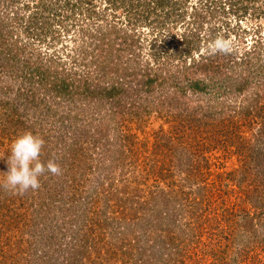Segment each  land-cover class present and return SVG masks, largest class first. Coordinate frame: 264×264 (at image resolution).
Wrapping results in <instances>:
<instances>
[{
    "label": "rangeland",
    "instance_id": "rangeland-1",
    "mask_svg": "<svg viewBox=\"0 0 264 264\" xmlns=\"http://www.w3.org/2000/svg\"><path fill=\"white\" fill-rule=\"evenodd\" d=\"M163 7H157L155 0H123L122 3L121 0H0V31L2 30L0 33L7 40L5 43L12 46L9 45L10 47L4 52L13 57L10 62L6 61L8 59L6 58L3 65V71L13 70V74L5 79L8 81L6 86H9L11 90L5 89L8 92L7 96L0 93V99H3V104L0 106V179L8 171L7 157L10 155L11 143L18 136L29 132L25 128H28L32 122L35 124L34 131L40 127L47 130L59 127L58 124L51 125L54 119L36 114L30 109L28 113L24 110L23 105L26 102L19 96L20 88L33 82L32 79L27 80L28 82L23 81L26 76L27 78L30 76L28 70L33 67L44 66L52 75V72L61 70L58 67L59 62L64 61L67 74H70L68 81L72 82L74 79L70 72L72 71L82 79H87V84L96 83L95 78L104 75L105 62L108 68L113 66L115 69V65L118 64L121 72L129 68L133 73H140L141 67L132 62L131 55L125 52L126 42L130 45L136 41L133 49L140 60L136 63L146 60L152 62L154 61L152 58L154 34L161 36L162 40L164 38L171 40L172 34L178 36L185 31L184 28L188 26V22L189 30H196L198 23L192 20L191 15L197 10V14L204 17L205 21L198 27L202 35L201 42L197 43L199 50L196 49L195 52L200 51L205 56H210L211 52L207 48L213 36L224 39L225 32H229L228 41H231L232 49H238L234 57L244 56L245 51L250 52L247 56L250 60L249 67L241 65L233 67L232 62L235 61L228 53L227 55L219 53L218 59L212 58V64L222 65L231 72L230 75L235 73L236 81L244 78L243 76L251 79L249 89H246L244 95L235 96L234 101L231 99L232 96L229 98V95L220 97L216 94V89L210 86L208 94L203 96L187 91L186 100L192 99L194 105L201 104L204 109L197 108L196 111H191L190 105L188 111L186 109L184 112L180 110L179 113L174 111L173 114H168L166 107L161 112L144 117L145 120L125 116L119 122L121 124L125 119L120 128L117 127L118 125L113 128V121H108V125H105L103 129L105 132L106 127L111 128L109 146L108 144L105 146L107 138L102 141L99 135L91 138V133L96 132L89 133L85 128H81V125L88 127V121L93 122V119L101 116L98 103L90 102L85 96H76V99H73L77 102V106L74 107L69 105L73 102L72 97L65 98L67 101H63L64 108L69 112L72 111L73 117L79 116L83 120L79 126L70 129L67 127L63 130L67 132L65 135L67 138L64 137L66 142L63 144H59L54 138L41 137L45 141L44 146H48L51 150V155L64 161V164L60 167V175L50 174L40 179L41 187L38 190H32L37 197L36 200H39L37 205H40L41 201L48 203L47 191L54 186L58 191L63 190V201L54 203L42 212L29 209L23 201L25 206L19 208V215H16L10 224L9 221L5 223V226L15 229V234L8 231L0 241L1 264H84L82 255L72 260L70 253L76 251L77 241L83 244L85 239L90 256L95 255L94 252L99 249H101L99 258L109 259L113 255L114 251L111 249L117 246V242L112 240L113 232H96L95 230L99 227L98 221L92 229L81 228L80 220L78 224L76 221L78 210L76 211L75 207L79 208L84 203L85 191L95 184H98L97 187L100 188L99 197L102 206L107 201V197L113 195L118 187L121 188L125 184L128 177L135 175L133 166L129 169L126 162L122 161L118 164L117 161V155L121 152L120 145L123 143L122 149L129 154L126 140L128 136H131L134 144L139 137V147L145 143L146 164L149 167L155 165V172L159 167L166 166L163 169V176L160 175L159 179L154 178L147 189L149 198L150 193L153 192L154 196H158L157 201L161 204H163L162 198L166 197L172 202L173 196H177L171 206L175 213L170 218L162 219L163 226L170 225V227H164L165 230L168 228L171 234L181 237L182 227L196 226V224L201 227L198 233L199 246L197 244L195 248V239L191 241L192 239L189 240L187 237L182 245L184 252H193L196 255L198 253L202 264H264V206L260 203L264 200V165H262L264 156L261 155L262 158H260L256 154L252 155L249 149L254 145L264 149V143L262 147L259 146L261 144H257L259 137L264 136V90L261 89L264 72L260 68L264 65V0H165ZM46 8L53 9L46 12ZM65 11L71 14V18L62 22L60 12ZM210 11L212 13L207 14ZM183 14L186 15L187 20L180 22L178 17ZM153 30H155L154 33ZM131 31L138 32L136 40L126 36V32ZM91 35L94 36L91 37ZM97 41L104 46L98 49ZM159 45L158 42L157 46ZM112 46L114 58L108 56L106 58L102 55L101 50H108V47ZM5 48L7 47L0 41V50ZM195 52H193L194 58L201 62V56L196 57ZM119 54L123 55L122 59L118 57ZM208 58L203 59L204 64H208ZM2 63L3 61L0 60V64ZM258 64L261 66L258 67ZM24 65L28 67L24 68ZM115 74L112 73L113 78L116 77ZM208 74L209 81L210 77L216 76ZM168 87L164 88V91H157L156 94L161 96L168 92L172 93L173 90ZM216 99L218 101H215ZM223 104L230 106V109L236 107L238 112H242L240 117L234 119L237 120L233 122L235 126L232 123L230 126L225 123V129H229L228 134L234 131L240 137L238 143L233 138L227 139L229 135L224 134L225 137H223V133L219 132L223 128L220 126L223 119H218V111ZM82 105L84 108L80 109ZM208 108L211 112H207ZM108 109L111 110L112 106L108 105L105 110L108 111ZM15 110L17 111L15 118L27 121L26 123L23 124L24 121L20 120L18 125L8 121L7 118L11 121L10 116L14 115ZM26 115H30L28 120ZM34 115L43 118L31 120ZM97 125L98 122L94 124V126ZM73 129H77L78 137L83 134L88 136L78 156H75L74 152L65 155L68 151V142L69 144L71 142L69 138L74 132ZM110 145L114 153L112 155L108 151ZM156 149L157 152H155ZM159 151L163 152L160 157ZM164 152L167 153L164 155ZM52 176L55 177L53 183L49 181ZM198 186L205 188L203 192L211 197L214 204L208 206L207 211L200 212L205 215L200 220L196 219L197 215L192 216L189 209L191 204L189 196L192 200L201 198L200 191L197 190ZM0 190L2 194L8 192L3 187H0ZM28 191L30 192L31 189ZM161 193L163 196L160 197ZM16 196L22 195L13 193L8 195L10 198ZM64 202L68 213L76 211L75 217L68 219L66 224L62 219H54L45 213L55 204L61 207L60 205ZM56 205L55 208H57ZM72 206H75L73 212L70 210ZM163 210L166 212L168 209ZM248 214L254 216V229L247 230L245 237L242 236L240 240L232 243L237 238L231 234V227L241 231L239 224L246 222V218L244 221L243 218ZM0 224L4 225V223ZM146 228L143 227V229ZM133 229L142 231L137 226ZM151 235L146 236V239L150 238L151 242H156L166 236V233L163 232V237L155 231ZM7 238L9 241L6 240ZM102 238L103 241L100 243ZM52 240L58 241L55 242L57 244H63L53 249ZM229 242L232 247L227 251L226 246ZM105 247L110 249V256H106ZM61 248L69 251L63 252ZM84 256H86L85 252ZM15 259H18L16 263L13 262ZM182 259L185 261L183 264H198L195 260L192 263L190 259L187 260L183 256Z\"/></svg>",
    "mask_w": 264,
    "mask_h": 264
},
{
    "label": "trees",
    "instance_id": "trees-1",
    "mask_svg": "<svg viewBox=\"0 0 264 264\" xmlns=\"http://www.w3.org/2000/svg\"><path fill=\"white\" fill-rule=\"evenodd\" d=\"M122 1L123 0H121V3ZM155 2L157 4V7H163L165 0H155ZM52 9L53 8H46L45 11L48 12ZM60 13L62 22L67 21L71 18V14H68V11ZM209 13L212 12L210 11L207 14ZM198 15L199 14H197L196 10L191 16L193 17L192 20L196 22V24L198 23L199 27L202 26L205 19L204 17L202 18L201 15H199L198 17ZM178 19L180 20V22L182 20L184 22L187 20V17L185 14H183L182 16H179ZM198 27L196 28V30H189L190 23L188 22V26L184 28L185 31L178 36L176 34H172L173 38H171V40H169L168 38H164V40H162L161 36H159L158 34H154V39L152 40V43H154L152 46L154 47V54L152 55V58L154 59V61L152 60V62L146 60L141 63H136V61H140L138 60L137 54L133 49L136 41L130 43V45H128V42H126L127 46L125 47V52L128 53V55H131L132 62L141 67L140 73H133L129 68L121 72V69L118 68V64L115 65V69L113 68V66H110L108 68L105 62L104 70L106 71L104 72V75H102L100 78H95L96 83L87 84V79H82L80 76H78V74L75 75L76 73L74 74L72 71L70 72L74 79L72 80V82H69L68 79L70 74H67L68 72L65 68L64 61L59 62L58 67L61 68V70L52 72V75H50L51 72H48L49 70L44 68V66L36 68L33 67L31 68V70L29 69L28 72L30 73V76L28 78L26 76L23 81L28 82L27 80L32 79L33 82H29V85L24 86V88H20L19 94L21 99L26 102V104L23 105L25 108L24 110H26V112L28 113L30 109L33 112H36V114H42L49 119H54L55 121H52L51 125L57 126L58 124L59 127L57 129L55 127L48 130L40 127L34 131L33 128L35 124L31 120H39V118H43L41 116L34 115L32 116L31 120H29L30 122H32V124L25 129H28L29 132L38 137H44V139L54 138L59 142V144L65 143L66 141L64 137L67 138V136H65L67 132H64L63 130H65L67 127L68 129H70L71 127L74 128L76 126H79L83 119L81 120V117L79 118V116L73 117L71 113L72 111L69 112L66 108H64L65 104L63 103V101H67L65 99L67 97V99H70L71 97L72 99H76V96H85V98H88L90 102L94 101L98 103L97 105H99L101 109V116L93 119V122L88 121L89 128L87 126L83 127L82 125L81 128H85L89 133L92 131L96 132L94 134L91 133V138L95 137L96 135H99L100 141L104 140V138H107L105 146H107V144L109 146L111 128L106 127L105 130L107 131L105 132L103 129L105 125H108V121H113V128H115L116 125H118L117 127L120 128L125 119L121 124H119V122L125 116H132L137 119L145 120L144 117L150 116L153 113L161 112L166 107V111L168 114H173L174 111L179 113L180 110L181 112H184L186 109L188 111V107L190 105V108L192 109L191 111H196L197 108L204 109L201 104H197V106L194 105L192 99L186 100V98H188L186 97L188 90L193 91L197 95L200 94V96H203L204 94H208L209 87L213 86L216 89V94H219L220 97L221 95H229V98H231L232 96V101H234L236 97L244 95L246 89H249V81L251 80L250 78H248L247 76H243L244 78L236 81L235 73L234 75H230L231 72H228V70L222 67V65H213L212 58L218 59L219 53H211L210 56H205L204 53H201L200 51L195 52L199 50L197 43L201 42L202 35L200 30H198ZM0 32H2V30ZM154 32L155 30H153V33ZM137 33L138 32L136 31H131L130 33L126 32V36H130L131 40H136ZM228 33L229 32H225L224 34L225 40H228L230 38V35ZM93 36L94 35H91V37ZM213 37L214 38H212V40L214 41L216 36ZM212 40H210V42H212ZM0 41L3 46L7 47L0 50V55L3 53L2 57L0 56V60L3 61V63L0 64L1 68L4 65V61L6 58H8L6 61L10 62L13 57L9 54H5L6 52L4 51H6L11 45L5 43V41L7 42V40L4 39V35L1 33ZM158 42L163 46H157ZM102 46H104V44L98 42V49ZM256 47L254 48L256 49ZM110 48L108 47V50H101L102 55L106 56V58L107 56L114 58V56L112 55L114 47L112 46ZM207 50L209 51V48H207ZM237 50L238 49H232L231 52L228 53V55L231 56L235 61L232 62L233 67L240 65L249 67L250 60L247 56L250 55V52L245 51L244 56L236 58L234 56L238 53ZM193 52L196 53V57L199 58L201 56V62H198L197 58H194ZM200 53L201 55H199ZM118 57L122 59L123 55L119 54ZM206 58H208L209 60H207L208 64H204L203 62V59ZM26 66L28 67V65H24L23 67L26 68ZM259 66H261V64H258V67ZM260 68L264 72V65ZM3 69L4 67L0 70V84H2L0 85V93L1 95L3 94L5 96L8 93L5 91V89L8 88L9 90H11L9 86H6L8 81H6L5 79L7 78V76L13 74V70L6 69L3 71ZM112 73H116L115 78H113L114 76H112ZM208 73L216 76H214V78L210 77L209 81L207 79V77H209ZM128 81L129 83H127ZM166 87H168V89L170 90H173L172 93L168 92L161 96H158L156 94V92L159 90L164 91V88ZM261 89L264 90V82L262 83ZM184 91L186 94L183 93ZM90 98L92 100H90ZM2 100L3 99H0V106L3 104ZM215 101L218 100L216 99ZM6 102L9 104L7 100ZM69 105L76 107L77 102H74L73 99V102H71ZM108 105L112 106V109H108L107 111L105 109L106 107L108 108ZM82 106L83 107L80 109L84 108V105ZM244 110L245 108L243 109V111ZM33 112L31 114H33ZM207 112H211L210 108L207 109ZM218 112V119H223L221 120L220 125L223 126V128H221L219 132L223 133V137H225L224 134L229 135L227 139L233 138V140L238 143L240 137L234 131L229 132L228 134L229 129H225V123H227L228 126H230L231 123L233 124V126H235L234 123L237 120L235 121L234 119L236 117H240L242 112H238L236 110V107L234 109H230V106H226L225 104L222 105ZM16 113L17 111L15 110V112L13 113L14 115L10 116L11 121L9 118L7 119L9 122H13L19 125L21 119L17 120V118H15L17 115ZM29 116L30 115H26L27 120ZM13 118H15L16 120ZM26 122L27 121H24L23 124ZM96 122H98V125L94 126ZM77 129H73L74 132L71 135V138H69L71 142L70 144L68 142V151L65 152V155L74 152L73 154L75 156H78L79 151L81 150L82 146L85 145V141L88 139V136L85 134H83V136L81 137H78ZM126 140L129 146V154H127V152L122 149L124 146L123 143L122 145H120L121 152L117 155V161L118 164H120V162L122 161L126 162L128 164L127 166L130 167L129 169H131L133 166L136 172L135 175H133L132 177H128V179L125 181V184L121 188L118 187L117 191L113 195L107 197V201L102 206L101 199L99 197L100 188L97 187L98 184H95L92 188L90 187V189H87L85 191L84 203L79 208L72 206V208L70 209L72 210L71 212H73V207H75L76 211L78 210V217L76 221L78 224V220H80L79 226L81 228L88 227L89 229H92V227H94V225L98 221L99 227L96 230L94 228L96 232H113L111 235L114 239L112 240L117 242V246H114L115 248L111 249V251H114V253L112 256H110V249H107L105 247L106 250L104 249V252L106 253V256H110L109 259L99 258L101 256V249L96 250L94 252L95 255L90 256V252H87L88 246L85 243V241H87L85 239V241H83V244L82 242H76L77 249L76 251H72V254L70 253V259L76 260L82 255V262L84 264H183L185 262L182 259L183 256L184 258H187V260L190 259L192 263H194L193 261L195 260V262H197L198 264H202L203 262L200 261L201 257L198 253L196 255L193 252H189V254L188 252H184L182 250V245L185 243L184 240L187 237H189V240L192 239L191 241L195 239V244L191 242L195 245V248L197 244L199 246L198 242L200 241V239L198 233L201 227L198 226V224L191 227L186 226V228L182 227V229L180 230L183 233L181 237H177L176 235L174 236L173 234H171V230H168V228H166L165 230L164 227H170V225L163 226L164 221H162V219L170 218L175 213L174 211H172L171 206L176 201L177 196H173L172 202L170 200H167L166 197L162 198L163 204H161V202L158 203V196L155 195V197L153 195V192L150 193V198L152 200H150L149 198V193L147 192V189L150 186L149 183L154 178L159 179L160 175L163 176V169L166 166L163 165L162 167H159L157 172H155V165H151L149 167L148 164H146L145 160H147V156L146 152L144 153L146 147L145 143L142 144L143 146L140 145L141 147H139V137H137L136 144L133 143L131 136H128ZM258 143L261 145H259ZM263 143L264 136L259 137L257 144L262 147ZM250 146L251 145H249V147ZM249 149L251 150L252 155L256 154L260 158L264 156V149L262 148H257L254 145ZM108 151L110 152V155L114 154L111 145L108 148ZM50 152L51 150L48 148V146H44L40 156L41 161L46 163L49 159H54L61 167L64 164V161L55 158V156L51 155ZM155 152H157V149L155 150ZM165 153L167 152H164V155ZM158 154L160 157L163 152L159 151ZM258 163L261 164V162ZM262 165H264V163ZM156 166H158V162H156ZM50 174L51 173H45V175L40 177V179H44V177H48V175ZM54 180L55 177L53 176L49 179V181L52 183ZM101 182H99V184H101ZM197 190L200 191L199 196L201 198H194L192 200L191 196H189V202L191 204H189L190 208H188L191 211V215H197L196 219L200 220V218L203 219L205 217V215L201 213H203V211H207L208 206H212L214 204L211 197L207 194L205 195V192H203L205 188L198 186ZM10 193L12 192L8 191L6 192V194H2L0 190V223H4V225L0 224V241L3 240L4 235L8 231H11L13 235L15 234V229L13 227L5 226V223L9 221L10 224L14 220L15 216L19 215V208L25 206L23 201H25L29 209H35V211L37 210L39 212L47 210V208L53 206V204L58 201H63V190L58 191L55 186L51 190L47 191L48 203L41 201L40 205H37V202L39 200H36L37 197L35 196V193L32 192V190L30 192L27 191L22 196H16L12 198L8 197ZM37 193H39V191ZM161 196H163L162 193L160 194V197ZM263 202L260 203H262L261 205L264 206ZM55 205L50 211L45 213H47L54 219H62L65 224L67 223L68 219H73L75 217L74 213L76 211L73 213H68L66 211L67 209H65V202L60 205L61 207H58L56 205L57 208H55ZM163 209L168 210H166L165 212ZM159 213L161 215H159ZM228 215L230 216L232 214ZM244 219L246 220V222L244 221ZM89 220L91 221V223ZM253 220L254 216L250 214L243 218L244 224H239V227L242 230L245 229L243 232H241L242 230H235V227H231V234L237 238L234 239L232 243L240 240L239 238H241L242 236L245 237L247 230L249 231L251 229H254L255 224H253ZM155 223L157 224L155 225ZM132 225H136L142 231H140L139 229H133L136 226L132 227ZM144 226L147 228L143 229ZM150 231L152 233H154V231L156 233H159L160 235H162L161 237H163V232H165L166 236L158 239L156 242H151V240H149L150 238L146 239V236H152V233ZM128 235H131V237H128ZM6 240L9 241L8 238ZM100 240L101 243L103 241V238ZM20 241H22L21 238ZM52 242H54L51 246L53 249L58 248L57 245L63 244H57L55 242L58 241L55 240H52ZM111 245L112 244L110 242V247ZM230 247H232V245L229 242V244L226 246V250L229 251ZM61 251L65 252L69 250L61 248ZM73 252L75 254H73ZM84 252L86 256H84ZM187 256L190 258L188 259ZM178 259H180V261ZM16 261H18V259H15L13 262L16 263ZM234 262L237 263V261L235 260Z\"/></svg>",
    "mask_w": 264,
    "mask_h": 264
},
{
    "label": "clouds",
    "instance_id": "clouds-1",
    "mask_svg": "<svg viewBox=\"0 0 264 264\" xmlns=\"http://www.w3.org/2000/svg\"><path fill=\"white\" fill-rule=\"evenodd\" d=\"M232 50L231 41L217 37L209 44V51L215 53H229ZM45 141L31 132L18 136L10 146L7 157L8 171L0 179V187L13 194L23 195L29 189L35 191L41 187L40 177L45 173L54 176L61 174L60 165L49 159L46 163L40 156Z\"/></svg>",
    "mask_w": 264,
    "mask_h": 264
}]
</instances>
